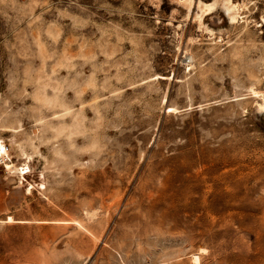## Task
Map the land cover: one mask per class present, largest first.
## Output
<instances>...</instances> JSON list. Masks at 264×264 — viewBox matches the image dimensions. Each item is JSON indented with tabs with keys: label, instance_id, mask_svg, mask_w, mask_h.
I'll list each match as a JSON object with an SVG mask.
<instances>
[{
	"label": "rangeland",
	"instance_id": "obj_1",
	"mask_svg": "<svg viewBox=\"0 0 264 264\" xmlns=\"http://www.w3.org/2000/svg\"><path fill=\"white\" fill-rule=\"evenodd\" d=\"M231 1L0 0V264H264V0Z\"/></svg>",
	"mask_w": 264,
	"mask_h": 264
},
{
	"label": "bare ground",
	"instance_id": "obj_2",
	"mask_svg": "<svg viewBox=\"0 0 264 264\" xmlns=\"http://www.w3.org/2000/svg\"><path fill=\"white\" fill-rule=\"evenodd\" d=\"M193 1L194 0H185L186 6H188V8L193 5ZM226 3L225 6L227 8V12L230 15V19L232 21H236V19L238 18V14H240L241 11V6H239L238 4L233 3L231 0H224ZM199 12L198 14L195 16V19L197 21L198 27L203 28V18L205 16V14L209 11H211L214 7H215V3H204L202 1H199ZM259 106H261V108L264 110V93L262 94V100L261 103L259 104ZM260 108V107H259ZM0 150V153L3 154L5 152ZM10 166V165H9ZM26 167H22L21 170H23V173H26ZM195 260L198 261L199 260V255H195L194 256Z\"/></svg>",
	"mask_w": 264,
	"mask_h": 264
}]
</instances>
